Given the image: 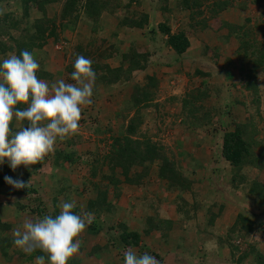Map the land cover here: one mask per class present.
<instances>
[{"label":"rangeland","instance_id":"1","mask_svg":"<svg viewBox=\"0 0 264 264\" xmlns=\"http://www.w3.org/2000/svg\"><path fill=\"white\" fill-rule=\"evenodd\" d=\"M37 1L45 2L46 18L32 3L27 5V18H23L22 0H0V20L3 17L4 21L0 23V58L18 55L19 44L29 46L37 23L50 29L54 26L53 35L41 47L30 50L41 65L40 79L50 84L57 79L74 83L70 74L76 55L90 58L93 69H99L95 70L93 103L82 110L75 134L58 140L54 152L39 162L35 171L30 168L26 172L23 165L13 171L7 161L0 165V175L6 172L34 189L25 196L16 194L18 190L6 183L0 187V222L7 225L4 235L12 239L13 228L35 220L28 213L37 205V198L48 211L75 200L78 214L84 215L96 194L104 193L112 215L101 216L104 228L96 235L86 231L80 235L82 250L72 258V264H76L75 259L78 264H123L124 252L129 249L137 255L149 253L159 264H256L257 256L264 260V204L245 198L241 193L247 188L239 191L252 180L264 181V171L243 170L240 175H244V181L238 180L234 189L233 171L220 157L225 125L246 118L244 108L234 105V100L249 103L250 99L244 89L246 79L238 68L236 37L229 35L226 27L215 31L213 23L204 32L197 28L189 33V14L181 9L182 0H100L104 8L95 15L96 24L85 15V0H77L76 12L66 21L59 16L68 0ZM201 1L205 9L213 0ZM257 1L230 0V6L217 17L231 26H246L245 30L264 44V0ZM142 15L147 16L142 29L121 25L125 19H141ZM62 23L64 26H60ZM163 23L172 33H189L190 47L182 56H176L166 45L165 36L157 32V25ZM208 50L218 54L215 62L205 54ZM132 52L147 53L149 57L144 70L128 74L130 62L122 56H131ZM118 68L123 70L120 75L110 72ZM195 70L208 76L195 75ZM257 79L264 114V72H259ZM136 87L151 93V101L141 102L139 109L132 108L138 96ZM204 92L206 98L195 101ZM225 104L230 106L228 113L223 112ZM246 105L255 115L254 108ZM207 112L215 118L208 121ZM131 120L138 126L131 139L154 145L188 179L191 192L186 190L180 195L170 189L158 177L159 161L144 164L149 171L143 174L140 184L135 180L136 184L127 183L119 171L109 169L105 158L110 155L114 139L127 136ZM19 127L14 120L12 129L18 131ZM258 128L264 139L263 121ZM59 151L70 155L72 161L56 164ZM142 167L134 166L128 176L141 174ZM239 214L253 223L252 232L245 237H240L243 231L230 232ZM212 215L214 220L209 224ZM146 222L147 226L148 222L158 224V232L147 235ZM165 222H170L168 229ZM121 227L140 233L138 248L118 243ZM5 239L0 236V241ZM230 244L237 250H231ZM5 245L10 261L0 249V264H36L35 260L25 261L23 252L14 245ZM93 248L100 251L99 257L88 255ZM244 253L249 255L241 259Z\"/></svg>","mask_w":264,"mask_h":264},{"label":"trees","instance_id":"2","mask_svg":"<svg viewBox=\"0 0 264 264\" xmlns=\"http://www.w3.org/2000/svg\"><path fill=\"white\" fill-rule=\"evenodd\" d=\"M254 2H258L257 0H253ZM29 3L34 4L37 7V10L40 14H42L44 18V1L38 2L37 0H22L23 5V18H27L28 16V10L29 8L27 5ZM78 4L77 0H68L66 3H63L61 13L59 18L61 20H67L72 13H75L76 6ZM201 0H182L181 2V9L184 11H187L189 14L190 19V32L194 31L195 29H199L200 31H205L206 29H209L212 27V24H216L215 31L222 29L223 27L228 28L229 35H234L236 37V40L238 42V48H237V56L240 60L239 62V71L241 75L246 79V84L244 85V89L248 92L250 99L248 100L249 103H246L245 101H239L238 99L234 100V105H239L244 108V111L246 113L245 119L243 121H236L232 122L230 125H225L227 128L222 136H221V146H220V157L228 163L230 168L233 171V177L231 179V182L233 183V188L237 189V181H244V175H240L243 170H255V171H264V139L261 137V131L258 128V124H260L262 121L264 122V114L261 111V103H262V93L259 89V85L257 83V76L259 72H264V44L261 43L256 39L254 34H252L251 31H249L247 28L245 30L246 26H231L227 23L221 21L218 19V15L220 12L226 10L230 6V0H213L210 4H208L205 9H203ZM241 7H244V5H241ZM103 5H101L100 0H85L83 10L85 11V15L91 19V21L96 24V16H98L99 12L103 9ZM164 10H168L166 7H164ZM113 11V10H112ZM207 13V17H204V13ZM197 17H200L201 19H196ZM1 18V17H0ZM77 18V17H76ZM209 19L212 20L209 22ZM51 20V19H50ZM147 16L142 15L141 19H131V20H123L121 22V25L128 26L131 28H137L142 29L143 23L146 22ZM48 23L51 22L47 20ZM4 22L3 17L0 20V23ZM52 23V22H51ZM53 24V23H52ZM64 24L62 23V25ZM35 31L33 33L32 37H29L30 45L27 44H19L17 47V53L19 55V52L21 50H27L30 51L33 47L39 46L41 47L44 43V40L48 36L53 35V28H48L45 26H39V24L35 23ZM157 32L161 35L165 36V42L166 45L171 49V51L178 57L182 56L184 53L187 52L188 48L190 47V42L188 39V32H176L172 33L171 29L166 24H158L157 25ZM47 33V34H46ZM152 34H156V31H152ZM31 52V51H30ZM209 54L212 56L211 59L215 62L218 58V54H213L210 50H208L205 54ZM131 56L124 55L122 56L124 60H128L130 62L129 67L127 68V73H131L136 70H144L145 65L148 62L149 54L147 53H134L132 52L130 54ZM136 56V57H134ZM225 63L227 66H229L231 63L229 59H226ZM99 67H94V71L98 70ZM116 74L120 72H123L122 68L115 69L113 71ZM40 75H42L41 72H39ZM195 75L200 76H208L206 73H202L199 70L194 71ZM40 78V76L38 75ZM228 77H231L229 74ZM148 80L152 81V77H147ZM104 81H107V78L103 77ZM136 92L141 99L135 97L133 103V109H139L141 102L151 101V93L146 92L145 88L136 87ZM207 93H200L198 97H196L195 101H202L206 98ZM250 104L251 109H253V112L251 113L250 108H248V105ZM230 106L224 105L223 112L228 113ZM222 113V114H224ZM206 117H210L208 121H210L214 116L210 113H206ZM206 118V119H207ZM215 118V117H214ZM26 123V122H24ZM138 126L135 124L134 120H131L129 125L126 128V135L123 138H116L114 139V144L112 145V150L110 151L109 157L107 156L105 158V161L108 159L107 165L109 166V169L112 172H115L116 170L119 171L121 175H123L126 178L127 183H135L134 180L140 184V179L142 178L143 174L148 173L149 168L148 165L153 164L156 161H159L158 163V177L162 180H164L168 187L170 189H175L178 191V194L181 195L180 192H184L186 190H190V182L188 179L182 175V173L175 168V165L168 161V159L164 158L163 155L158 151L157 148H155L154 145H151V143L144 141V143H140L138 140H132L131 135H133ZM230 128V129H229ZM11 130L15 132L12 129L11 124ZM142 144V147H140ZM55 155V161L56 164L61 161H69L71 162V156L65 153H62V151H59ZM148 162V165H144ZM134 166H143L142 173H133V176H128L129 171ZM31 168V170L35 171V169L38 168V165H31L26 168V172ZM5 174V175H4ZM9 176L6 172L3 173V175H0V187L5 183L4 177ZM28 176V175H27ZM245 181H247L245 179ZM25 182V181H24ZM113 186H115L116 181L112 180ZM249 185H245L244 188H240V190H245V193L242 192L241 194L245 196V198H250L254 201H258L259 204H264V181L260 180H252L249 182ZM136 184V183H135ZM137 184V185H138ZM236 184V185H235ZM169 189V190H170ZM34 189L29 186H27L25 189L18 190L16 194H23L25 196H29L30 193H32ZM191 192V190H190ZM106 194V193H105ZM37 202V205H35L34 208L28 213L29 215H32L33 218L37 219L42 217L45 214H51L55 216L59 213V205L54 208L52 211H48L47 208L44 206L42 200L35 199ZM109 205H106L105 201V195L103 194H96L95 200H92L89 207L86 210L87 213H91V215L94 216V219L90 224L87 225L85 231L89 234L96 235V233H99L104 228V221H102L101 216L109 217L112 215V211L109 209ZM26 210V208H24ZM78 213V208L75 210ZM214 220V216L212 215L209 219L208 223L212 224ZM149 221V220H148ZM167 225V228L170 226V222H165ZM147 226V222H146ZM7 225L0 222V236H3V238H6L5 241H0V249L3 250V255H5V258H7L8 262L10 261V257L8 256V247L5 244L13 245L12 240L9 236H5L4 233L7 231ZM253 229V223L250 221L246 216L239 214L237 215L235 221L230 227V232H241L243 231L244 235H241L240 237H245L246 235L250 234ZM121 232L118 235V243H122L123 247L128 248H138L141 235L138 231H128L126 227H121ZM159 230V225L152 224L148 222V226L145 229V233L148 235L151 233V231H157ZM232 238V237H231ZM81 244V243H80ZM231 250H237V247H234V245L230 244ZM82 250V245H80L79 252ZM255 250V249H253ZM97 248H93L91 253L89 252V256L99 257L100 253H98ZM97 254H96V253ZM100 252V251H99ZM250 252V251H249ZM246 252V253H249ZM254 252V251H253ZM79 254V253H78ZM256 254V252H255ZM39 255H45L44 253L40 252L39 250H36L30 255H26L25 253L21 254L22 258L25 261H36V257ZM249 254L242 255L240 258L245 259ZM74 259H71L69 261V264H72ZM256 264H264V260L260 259L258 256L255 258ZM45 261L47 263V258L45 256ZM74 263L78 264L79 261L75 259Z\"/></svg>","mask_w":264,"mask_h":264},{"label":"clouds","instance_id":"3","mask_svg":"<svg viewBox=\"0 0 264 264\" xmlns=\"http://www.w3.org/2000/svg\"><path fill=\"white\" fill-rule=\"evenodd\" d=\"M93 61L76 55L70 79L49 83L38 77L41 65L33 53L21 50L19 55L0 58V165L6 161L15 171L23 165H36L54 152L56 142L75 134L82 110L93 103L96 72ZM20 125L13 132L11 124ZM26 122V123H24ZM14 190L27 187L21 179L4 177ZM55 216L45 214L26 220L12 229L13 245L30 255L36 250V264H69L79 253L80 235L92 222L91 213L78 214L75 200L59 205ZM123 264H159L149 253L124 252Z\"/></svg>","mask_w":264,"mask_h":264}]
</instances>
